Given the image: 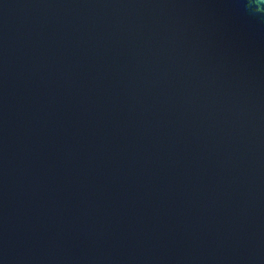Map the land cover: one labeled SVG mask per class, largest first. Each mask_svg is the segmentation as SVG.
<instances>
[{"label":"water","instance_id":"water-1","mask_svg":"<svg viewBox=\"0 0 264 264\" xmlns=\"http://www.w3.org/2000/svg\"><path fill=\"white\" fill-rule=\"evenodd\" d=\"M256 3L0 0V264H264Z\"/></svg>","mask_w":264,"mask_h":264},{"label":"clouds","instance_id":"clouds-1","mask_svg":"<svg viewBox=\"0 0 264 264\" xmlns=\"http://www.w3.org/2000/svg\"><path fill=\"white\" fill-rule=\"evenodd\" d=\"M261 4H264V0H257L256 3L257 10L264 11V9L261 8Z\"/></svg>","mask_w":264,"mask_h":264}]
</instances>
